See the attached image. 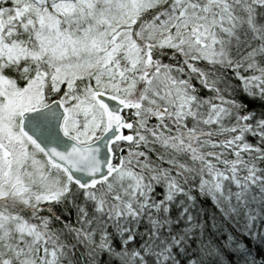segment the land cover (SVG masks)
<instances>
[{"label": "snow or ice", "instance_id": "snow-or-ice-1", "mask_svg": "<svg viewBox=\"0 0 264 264\" xmlns=\"http://www.w3.org/2000/svg\"><path fill=\"white\" fill-rule=\"evenodd\" d=\"M0 264H264V0H0Z\"/></svg>", "mask_w": 264, "mask_h": 264}]
</instances>
